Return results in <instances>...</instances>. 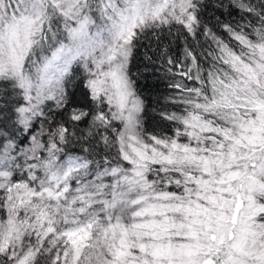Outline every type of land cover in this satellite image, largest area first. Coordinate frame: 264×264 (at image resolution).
<instances>
[{
	"label": "snow or ice",
	"instance_id": "6c2138e0",
	"mask_svg": "<svg viewBox=\"0 0 264 264\" xmlns=\"http://www.w3.org/2000/svg\"><path fill=\"white\" fill-rule=\"evenodd\" d=\"M0 264H264V0H0Z\"/></svg>",
	"mask_w": 264,
	"mask_h": 264
}]
</instances>
